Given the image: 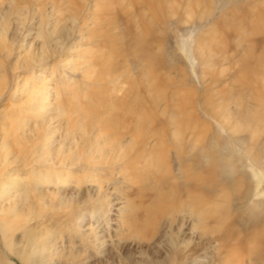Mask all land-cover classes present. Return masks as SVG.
I'll list each match as a JSON object with an SVG mask.
<instances>
[{"label": "bare ground", "instance_id": "6f19581e", "mask_svg": "<svg viewBox=\"0 0 264 264\" xmlns=\"http://www.w3.org/2000/svg\"><path fill=\"white\" fill-rule=\"evenodd\" d=\"M176 1L178 0H141L138 3L135 1L136 6L140 5L139 8L141 7L144 10V12L137 15V19L140 20L141 18V24L135 26L142 29V34L138 35L137 31L125 28L127 31L120 33L116 39L110 40L108 38L113 43L111 47L114 54V63L111 71L114 72V77L119 78L121 76V72H118L119 70L117 69L125 62V60L121 62V50L129 51V57L134 55L130 64L139 68L141 70H139L140 76L146 78V85L153 87L148 89L147 92L145 90V93L149 92V96H151L149 103L151 102L152 109L160 106V103L164 102L165 98L161 94L162 92L156 89L155 79L151 76V71L154 73L165 69L166 60L161 53L159 42H157L158 46L156 47L158 54H154L151 49V41L148 42L145 39L148 37V26L153 24V20L157 22L160 19L164 20L166 16L165 8L168 10L167 15H172L175 12ZM14 2V0H9L6 9L13 7L11 10H14L13 13L15 14L7 21L11 19L13 24H15V28L13 29L12 37L9 38L7 31L10 25L6 24L5 20L0 25V53L5 58H9L13 53L18 61L22 56L20 53L22 47H25V50H23L27 57L22 60L21 66H18V68L25 66V69H28L26 65L28 67L38 66L37 68H40L39 72L42 74L48 59L51 58L50 53L60 51L70 37L71 29L76 26L78 18L74 14L70 17H65L63 12H60V18L52 22V24H47L48 21H46L47 23L41 21V26L36 31V37L30 44H27L29 47L27 45L24 46L23 43L17 46L16 36L23 31L24 13L26 11L24 12L22 8L17 9L18 7L14 6ZM185 3L184 9L187 19L191 18L190 9L192 5L196 7L202 5L204 8L196 19L202 20L211 13L212 0H185ZM263 4L264 0H245L244 3H233L231 8L225 10L211 25L209 30L204 32L205 36L210 31H215L216 34L225 36L223 30L229 29L234 35L235 41L232 43L233 54L231 56L228 54L230 50L229 47L228 49L226 48V43V45L222 44L221 47L218 46L220 48L218 54L221 55L222 62L220 74L227 70V65L234 64L238 66L233 80L239 87L230 85L228 89H225V97H213V94L211 96L205 94L197 104V109L200 107L199 109L204 110V114L221 128V131L223 130L226 133V138H221L217 130L213 134L214 137L212 136L209 139L206 138V135L201 134V130L206 133V131L214 129L208 123L199 122L195 117L196 115L192 114L193 110L185 106L190 101L191 93L180 97L177 107L178 111L180 110L179 114L178 112L177 115L168 114L169 120L160 122L153 111L149 114L145 113V103L139 96H136V89L132 88L130 92L134 93L136 97L131 98L129 101L125 98L120 100L116 104L117 116H113L115 118L112 121L108 120L102 126L98 125L99 129H96L98 132L96 134L92 125L88 129L83 123L85 122L83 116L85 114L82 115L79 109L73 110L77 117L73 115L72 120L68 118V107L70 106L62 105L61 94L58 92H55L53 96L54 100L58 99L60 102L59 104L56 102V105L53 106L51 100L49 101L52 96L51 90L48 88L50 85L48 82L45 83L44 77V80L42 79L45 83L43 84L44 92L38 97H36L38 94L35 96V93H29L32 102L38 98V104H32L35 105L33 112L39 120L41 130L36 135V141L29 139L26 141L27 146L25 141L21 143V141L14 140V122L10 123L8 128L5 129L6 133L3 138L0 127V264L3 262L13 264L5 260L3 254L17 259L21 264L40 263L39 253L28 251V248L32 245L35 246V243H39V241L35 242L39 236L37 237L36 231L29 232V228L26 226L30 220L41 217L43 212H51V217L60 214L59 217H67L66 219L70 220L71 223L76 222V224H82L85 221V214L88 212L90 214L95 212L99 214L98 210L103 207L104 197H106L102 192L103 187L100 182L95 178H90L93 185L94 183L98 185L95 189L90 188L91 190H89L92 192L90 199H93V202L90 203L89 199H83L84 195H81V185L86 176L85 173L88 171V164L91 159L96 160L94 162L99 165L106 163V161L108 162L110 158L113 161H117L126 157V147L123 144L126 139H118V136H120L118 128L124 129L125 122H128L127 119H132L133 117H136V120H133L135 122H131L132 127L128 128L130 143L137 138L143 147L147 143L154 142L155 146H158L160 150L166 151L163 152L166 153L167 157L170 153L169 149L172 148L176 155L179 178H174L168 168L163 173L160 170L161 168L155 169L160 170L161 173L157 171L158 176L157 179L155 178L158 191L154 201L149 207L146 206L147 213L141 218L136 217L134 213L136 211L135 207L132 208L133 206L131 205L132 207L130 206V208L135 211L129 209L127 214L124 213L123 220L120 221V229L132 235L133 238L139 236V241H146V244H150L158 236L160 222L163 219H167V222L169 221V223L173 224L180 218L181 222L190 221L192 232L200 231L204 236H211V234H215V231L219 233L217 240L223 244V247H227L225 255L218 258L220 264H264V204L262 208H259L256 203L251 202V204H248L249 200L247 203V194L251 191V186L246 173L248 170L251 178L255 180L254 184L256 186L259 187V184L264 182V167L262 166L264 165ZM148 13L150 14V19L146 17ZM43 25H45V31H43ZM143 34L146 35L145 38ZM129 36L131 43H124ZM200 38L198 39L199 41ZM116 40L122 43V48L118 46ZM207 43H204V46ZM201 52L203 51H199L198 56L202 55ZM206 59L209 60V58ZM108 66L110 67L111 65ZM212 66L213 64L209 62L208 68L212 69ZM31 69L29 70L31 71ZM108 71L110 72V69ZM3 73L4 71L0 67V96L5 85L6 76ZM215 78L214 83L218 81ZM163 80L164 78H161L162 82ZM115 81L117 82L113 83V87L123 84V81L119 79L116 80L115 78ZM133 82L135 85V81ZM251 91H253L252 94ZM212 92L215 95H221L222 93L218 89ZM67 95L69 94L67 93ZM48 107H50L52 117L45 115ZM50 111L48 110V112ZM160 112L161 115L166 114V102ZM176 117H178V121ZM54 119L55 126L51 124ZM115 123L118 127L114 125ZM17 129L19 128L17 127ZM102 131L104 134L108 133V136L105 134L108 138L104 139L108 149L106 147L102 148L101 143L97 142L99 136L103 135ZM15 137L17 138V136ZM168 139L176 141L170 148L165 145ZM226 140H229V143L225 144ZM104 148L107 150H104ZM152 152L153 150L149 153L152 154ZM19 158L21 159L20 163L23 170L29 166H36V168L41 169L40 171H31H38L39 173L37 174L39 175L32 181L28 189L25 188L24 184L26 177L19 179V170L14 169ZM235 159L239 162L240 168L235 164L237 162H234ZM18 231L22 232V241L16 237ZM167 231L165 230V235L163 236L165 238L168 235L169 240H167V243L169 249H173L171 256L173 260L169 259L168 264H173L172 262L175 256L177 257L178 252L176 251L178 250L175 248L171 235ZM44 235L46 236L47 234L44 233ZM163 236L161 235V238ZM24 238L25 242H23ZM40 245L43 249L45 248L44 243ZM180 259L183 258L180 256ZM147 264H166V262L159 263L150 260Z\"/></svg>", "mask_w": 264, "mask_h": 264}, {"label": "rangeland", "instance_id": "374dc122", "mask_svg": "<svg viewBox=\"0 0 264 264\" xmlns=\"http://www.w3.org/2000/svg\"><path fill=\"white\" fill-rule=\"evenodd\" d=\"M14 1V6H16V8L18 7L17 9L22 8L24 12L26 11V13H24L26 23L25 21L23 22V31L20 35L18 34L16 36V40L18 41L16 42L18 43L17 46H20L22 43L24 46L30 44L36 37V31L41 26V21H44V23L48 21V23L46 22L47 24H52V22L60 18V12H63L65 17H70L74 14L77 16L78 22L76 26L71 29L70 37L66 40V44L64 43L60 51L57 53H50L51 58L48 59L42 74L39 72L40 68H37L38 66L28 67V65H26L28 69H25V66L18 68V66H21L22 60L27 57L24 51L25 47H22V51L20 52L22 56L18 61L13 53L9 58H5L3 54L0 53V67L6 76L4 89L0 96V127L2 129V138L5 136V129L8 128L10 123L14 122V140L21 141V143L25 141V144L29 139L36 141V135H38L41 130L39 120L35 117V113L33 112L35 105L32 104H38V98L36 97L44 92L45 88L43 84L46 82L50 85L48 88L51 90L52 96L49 98V101L51 100L53 106L56 105V102L57 104L60 102L58 99L54 100L53 96L55 92H58L61 94L62 105L70 106L68 107V118L72 120L73 115H75V111L73 110L79 109L82 115L85 114L83 115L85 119L83 123L88 129L92 125L96 134L98 133L96 129H99V127H97L98 125L102 126L106 121H112L113 118L117 116L116 104L123 98L129 101L131 98L139 96L146 104L143 103L145 106V113L149 114L153 111L159 121L163 122L169 120L170 114L177 115V112L179 114L180 110L178 111L177 107L180 97L191 93L190 101L185 106L193 110L192 114L194 116L196 115L195 117L199 122L208 123L214 129L208 130L206 133L201 130V134H204V136L206 135V138L209 139L217 130L221 138H226V133L223 130L221 131V128L204 114V110L199 109L200 107L197 109V104L205 94L207 96L213 94V97H225V89H228L230 85L237 88L239 87L233 80V76L237 73L238 66L234 64L227 65V70L220 74L222 69L220 65L222 62L221 55L218 54L219 47L225 43L227 44H225L226 48L228 49L229 47L230 50L228 54L230 56L233 54L234 49L232 48V43L235 41L233 38L234 35L229 29L223 30L225 36H220V34H216L215 31H210V33L205 36L204 32H207L219 16L225 10L231 8L233 3H244L245 0H212L211 13L202 20L196 19L204 9L202 5H200V7L192 5L190 9L192 19H187L184 9L186 6L185 0H178L181 3L179 2L178 4V1H176V7H174L175 12H173L172 15H167L168 10L165 8L166 16L164 20L160 19L162 21L159 20V22L155 20V22L152 19L153 24H148L150 26V28L148 26V37H146L145 34H143V36L144 38L146 37L145 40L148 42L151 41V49L154 54H158L156 47L158 46L157 42H159L161 53L166 60L165 69L154 73L151 71V76L155 79L156 89L162 92L161 94H163L165 98L164 102H161L160 106H156L154 109L151 108V102L149 103L151 99L149 92L145 93V90L147 92L152 86L148 87L145 83L146 78L139 74L141 70L136 68L133 64H130L134 55H130L129 57V51L121 50V62L125 60L123 65L117 69L119 70L118 72H121V76L119 78L114 77V72L111 71L114 63V54L111 47L113 43L110 40L116 39L120 33L127 31L125 28H130L131 31H137L138 35L142 34V29L135 27L141 24V18L140 20L137 19V15L144 12L141 7L139 8L140 5L136 6L135 1L138 3L141 0ZM8 2L9 0H0V25L3 24L4 20L6 24L10 25L8 26L7 34L8 37L10 36L9 38H11L15 24H13L11 19L10 21L7 20L13 17L15 13H13L14 10H11L13 7L11 9H6ZM3 9H6L5 12ZM147 15L146 17L150 19V14L148 13ZM60 25H62V23H60ZM42 28L43 31L46 30L45 25H43ZM199 38L200 41L198 40ZM125 40L124 43H131L130 36ZM118 41L116 40L118 46L122 48V43ZM204 43H207L206 46H204ZM27 47H29V45H27ZM199 51H203L201 52V56H198ZM206 58H209V60ZM209 62L213 64L212 69L208 68ZM108 65L111 66L109 67ZM29 69H31V71ZM108 69H110V72ZM146 72L148 71L146 70ZM44 77L45 83L43 81ZM214 77L218 80L215 83ZM115 78L116 80L119 79L123 81V84L113 87V83L117 82ZM161 78H164L165 82L164 80L162 82ZM121 81L119 82L121 83ZM133 81H135V85ZM30 88L31 91L33 90L32 92ZM131 88L136 89V96L134 93L132 94L130 92ZM216 89L222 92L221 95H215L212 92ZM252 92L253 91H251V94ZM29 93H35V96L38 94L34 102L31 101V95ZM67 93L69 95H67ZM165 102L167 103V112L161 115L160 110L164 107ZM105 107L106 109H104ZM83 109L84 111H82ZM48 110L50 111V107H48ZM48 110L45 115L52 117V112H48ZM133 118L127 119L128 122H125L126 125L124 129L118 128V134H120L118 139H126L123 142L125 145L124 147H126V157L117 161H113L112 158H110L108 162L106 161V163L99 165L95 163L96 160L91 159L88 164V171L85 173L86 176L84 175L86 177L83 179L84 186L83 184L81 185V195H84L83 199H89L90 203L93 202V199H90L92 192L89 190H91L90 188L95 189L98 185L95 183L93 185L90 178H95L103 187L102 192L106 197H104L105 201L103 207L98 210L99 214L97 212L94 214L88 212L85 214V221L82 222V224H76V222L71 223L70 220L66 219L67 217H59L60 214L51 217L52 213L45 211L41 214V217L29 221L26 226L29 228V232L36 231L37 237L39 236L38 240H35V242L39 241V243H35V246L32 245L28 248L29 252L34 253L35 251L39 253L41 261L35 264H147L150 260L159 263L166 262V264H168L169 259L173 260L171 258L173 249H169L167 243V240H169L168 235L165 236V238L163 236L165 235V230H168L167 232L171 235L174 246L178 250L176 251L178 252V254L176 253L177 257L175 256L172 262L173 264H220L218 258L225 255L227 247H223V244L217 240L219 233L215 231V234L213 233L211 236H204L200 231L192 232L190 221L181 222L180 218H178L177 221L171 224L169 221L167 222V219H163L160 222L159 237L156 236L150 244H146V241L141 242V240L139 241V236L133 238L132 235L120 229V221L123 220L124 213L127 214L129 209L135 207L136 211L133 209L132 211H135L134 213L138 218H141L147 213L146 209L150 206L152 201H154L158 191L156 184L158 176L157 171L161 170L163 173L168 168L174 178H179L178 165L175 159L176 155L174 150L170 148L176 141L174 139L167 140L165 145L170 148L168 157L165 153L166 151L160 150L158 146H155L154 142L147 143L146 146L143 147L137 138V141L135 140L130 143L128 139V128L132 127L131 122H135L133 120H136V117ZM176 119L178 121V117H176ZM51 124L55 126V119L51 121ZM114 125H116V123ZM17 127L19 129H17ZM34 127H38V131ZM24 131L27 133H24ZM102 134L103 135L99 136L97 142L99 144L101 143L100 145L102 148H107L108 146L105 140L108 138V133H105L106 136L102 131ZM15 136H17V138ZM227 142L229 143V140H226L224 143L227 144ZM26 145L28 146V144ZM200 146L202 147L201 143ZM224 147L228 150L226 146ZM106 148H104V150L108 149ZM152 150L153 152L150 154L149 152ZM104 155L106 154L104 153ZM20 158L14 166V169L17 171L19 170V179H24V177H26L24 179V184L25 188L28 189L32 181L39 175L37 174L39 173L38 171H31H40L41 169L36 168V166H29L23 170ZM236 161L235 159L234 162ZM168 162L169 164L167 165ZM156 163H159L162 167ZM235 164L237 167H241L238 161ZM262 166L264 167V165ZM158 167L161 169L155 170L158 169ZM246 173L248 174L247 176L251 186V191L247 194V203L249 200L248 204H251V202L256 203L259 208H262L264 204V182L259 184L258 187L254 184L255 180L251 178L248 170ZM130 206L132 208H130ZM44 233L47 235L45 236ZM161 235L163 236L162 238ZM21 236L22 232L18 231L16 237L20 241H22ZM23 242H25V238ZM41 243L45 244L44 249L40 245ZM3 256L5 260L13 264H21L17 259L7 254H3ZM180 256L183 259H180ZM1 264H7V262Z\"/></svg>", "mask_w": 264, "mask_h": 264}]
</instances>
